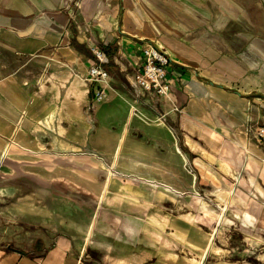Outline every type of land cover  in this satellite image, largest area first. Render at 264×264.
Wrapping results in <instances>:
<instances>
[{"label":"rangeland","instance_id":"rangeland-1","mask_svg":"<svg viewBox=\"0 0 264 264\" xmlns=\"http://www.w3.org/2000/svg\"><path fill=\"white\" fill-rule=\"evenodd\" d=\"M247 7L252 14L253 4ZM244 18L237 17L238 33L245 30ZM126 19L131 20L127 13ZM100 26L71 24L73 35H86L78 39L82 44L71 45L83 54H74L75 67L70 59L61 64L53 51L26 57L0 46V258L9 264L40 263L59 247L58 264H264V187L256 186L260 183L248 174V162L241 163L242 149L235 145L239 128L249 147L264 150L256 138L262 125L239 122L229 103L205 109L202 119L195 109L182 112L190 94L185 101L166 100L171 87L161 94L142 90L137 78L143 73L142 52L153 48L163 55L156 39L144 40L137 57L118 56L111 44L108 59ZM114 28L119 31L120 23L106 25L110 32ZM232 42L235 59L243 62L240 53L252 40ZM97 50L104 54L103 80L89 74L98 64ZM250 75L257 80L251 93H262L260 68ZM77 88L84 95L79 114H73L65 100L74 101ZM54 103L53 120L46 125L43 111ZM123 128L126 139L116 149ZM101 130L105 141L99 140ZM251 154L250 148L243 159ZM225 163L232 167L224 168ZM109 173L131 192L139 185L161 197H152L149 207L144 201L111 199L102 211L97 192ZM235 173L238 180L232 179ZM230 191L233 200L224 204ZM206 237H212L207 252ZM212 244L221 253H212Z\"/></svg>","mask_w":264,"mask_h":264},{"label":"crops","instance_id":"crops-1","mask_svg":"<svg viewBox=\"0 0 264 264\" xmlns=\"http://www.w3.org/2000/svg\"><path fill=\"white\" fill-rule=\"evenodd\" d=\"M250 3L254 6L252 14L247 7ZM126 13L131 17L129 23ZM239 14L245 17V22H240L245 24V30L238 33ZM118 23L119 31L106 29V25ZM71 24L101 25L99 38L105 39L107 46L115 44L118 56L131 53L137 57L134 54L145 45L144 40L156 39L158 48L159 44L165 47L166 51L159 50L168 59V70L181 75V82L171 87V93L164 95L166 100L177 97L185 101L186 94H190L192 97L182 112L195 109L202 119L208 108L224 109L222 105L229 103V109L239 122L252 120L264 126V86H261L262 93H251L257 90V80L250 75L260 68V77L264 79V1L0 0V46L18 55L41 57L47 51H53L60 55L61 64L70 57L76 60L74 54L83 56L71 45L73 42L82 44L78 39L84 40L86 35H73ZM96 32L91 30V34ZM227 39L229 42H225ZM243 39L252 42L240 53L243 61L240 62L234 57L232 41ZM66 49L72 53H63ZM72 60L69 65L75 67L76 62ZM74 94L75 100L66 99L65 103L71 110L69 113L79 114V101L84 93L76 89ZM153 121L163 125L159 118ZM235 134L239 143H233L240 145L237 146L239 149L245 152L251 148L255 152L246 160L242 155L241 163L243 160L248 162V174L264 187V150L249 147L248 136L241 129L237 128ZM236 177L238 180L237 174L232 179L236 180ZM56 249L59 251V247ZM54 251L40 263L23 260L20 264H46L47 261L58 264L60 260L52 257ZM0 264H9V261L0 258Z\"/></svg>","mask_w":264,"mask_h":264},{"label":"bare ground","instance_id":"bare-ground-1","mask_svg":"<svg viewBox=\"0 0 264 264\" xmlns=\"http://www.w3.org/2000/svg\"><path fill=\"white\" fill-rule=\"evenodd\" d=\"M146 2V1H145ZM130 6V5H129ZM159 49L161 51H166L165 50V47L162 45V44H159ZM63 53L69 55L71 52L70 49H66L63 51ZM158 56L163 59V57L161 55L158 54ZM70 59L72 60L73 57H70ZM66 73V72H65ZM67 74V73H66ZM65 74V75H66ZM69 74V73H68ZM100 80H103V78H101ZM78 91H80L81 89L77 88ZM170 97V96H169ZM16 99H18V97H16ZM55 110H56V104H51L49 105L48 107H46L43 111V114L45 116V124L46 125H51V122L53 120V117H54V114H55ZM56 116V115H55ZM63 117V113L62 111L59 112V118H62ZM156 121H159L158 119H156ZM57 122V121H56ZM43 124V123H42ZM56 125V124H55ZM53 126V125H52ZM51 127V126H50ZM53 128V127H52ZM59 132H62L64 130V128L62 127V125H60V123L57 124V128ZM55 129V130H56ZM66 129V128H65ZM106 139V136L104 134V131L101 130L100 131V136H99V140H103L105 141ZM126 139V129L123 128L121 129V131L119 132V134L117 135V142H116V149H122V144L124 143ZM213 139V138H211ZM58 142V141H57ZM59 142H65V141H59ZM67 142V141H66ZM39 145V144H38ZM65 145V144H64ZM68 145V144H67ZM224 145V144H223ZM72 146V145H71ZM69 146V147H71ZM223 149H226L227 148V145L225 144L224 146H222ZM243 150L241 151L242 155H243ZM214 157V156H213ZM221 165V164H220ZM224 168L226 169H230V167L228 165H225L223 164ZM108 171V170H107ZM69 179V178H68ZM236 180H237V177H236ZM70 181V180H69ZM100 186V185H99ZM258 188H261L262 186L260 185H256ZM87 189V188H86ZM134 192H131L127 189V185L124 184L123 182H121L115 175L113 174H110L109 173V176L107 178V180L101 185L99 191L97 192V201H100L101 202V209L102 211L105 209V206L104 204L108 203V201H110L111 199L112 200H117V201H126V202H129L130 204L132 205H136V204H142V201H144L143 205L146 206V207H149V203L151 201H154V199L152 197H155V198H159L161 197V192L158 191V190H146L145 188L139 186V185H134ZM264 193V192H262ZM34 194V193H33ZM35 195V194H34ZM110 196H112V198H110ZM238 196V195H237ZM96 197V196H95ZM94 197V198H95ZM141 197L144 199L142 200ZM233 200V197H231V191L227 193V195L225 196V199H224V204H226V202H230ZM244 201V200H243ZM110 204V203H109ZM245 204V203H244ZM32 204H30L31 206ZM100 205V204H99ZM125 205V204H124ZM129 205V204H128ZM21 206V205H20ZM33 207V205H32ZM124 207V206H123ZM26 208V206H25ZM139 208V207H138ZM127 209H128V206H127ZM146 209V208H145ZM148 210V209H147ZM30 211V209L28 210ZM101 211V212H102ZM149 213V212H148ZM153 215H155L157 218H159L160 220H165L166 217L160 215L159 213H151ZM94 216V214H92ZM218 218H220V214L217 215ZM217 218V219H218ZM92 219V218H91ZM95 219H93L92 224H90L88 226L89 227H93V223H94ZM170 223V222H169ZM91 230L89 229L88 230V233L87 234H90ZM89 236V235H88ZM213 237V236H212ZM212 237L208 238L206 240L205 243H203L204 245L202 246H205L206 250L205 252H207V249L208 247L210 246L211 244V240H212ZM87 239V238H86ZM248 240L250 241H254V242H258L259 241V238H254V239H251V238H248ZM200 241V239H199ZM202 241V240H201ZM171 246V244H170ZM210 251L212 253H221V248L217 247L215 244H212L211 247H210ZM58 252V250L56 249L53 253H52V257H55L56 256V253ZM176 260V259H175ZM174 261V260H173ZM51 263V261H47L46 264H49Z\"/></svg>","mask_w":264,"mask_h":264},{"label":"built area","instance_id":"built-area-1","mask_svg":"<svg viewBox=\"0 0 264 264\" xmlns=\"http://www.w3.org/2000/svg\"><path fill=\"white\" fill-rule=\"evenodd\" d=\"M98 64L90 69V76L95 78H103L106 73L101 68V64L104 60V54L99 50L94 52ZM145 57L143 65V73L137 75V78L141 80L142 90L151 91L153 90L156 94H161L169 87L177 85L181 82V75L176 72H170L169 63L166 56L159 54L155 49L145 48L142 52ZM161 55L163 59L159 56ZM145 78V79H144ZM246 131H251V126L245 127ZM257 137L262 143H264V126L256 128Z\"/></svg>","mask_w":264,"mask_h":264},{"label":"trees","instance_id":"trees-1","mask_svg":"<svg viewBox=\"0 0 264 264\" xmlns=\"http://www.w3.org/2000/svg\"><path fill=\"white\" fill-rule=\"evenodd\" d=\"M111 47H112V45H109L107 47L106 46L102 47V51L104 52V54L106 55V57L108 59H110L111 55H112V52H110ZM104 67H105V69H107V65H104Z\"/></svg>","mask_w":264,"mask_h":264}]
</instances>
